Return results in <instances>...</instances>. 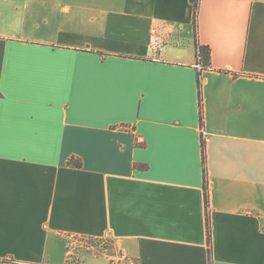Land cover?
I'll list each match as a JSON object with an SVG mask.
<instances>
[{"label":"crops","instance_id":"0c3cea01","mask_svg":"<svg viewBox=\"0 0 264 264\" xmlns=\"http://www.w3.org/2000/svg\"><path fill=\"white\" fill-rule=\"evenodd\" d=\"M111 261L264 264V0H0V264Z\"/></svg>","mask_w":264,"mask_h":264},{"label":"trees","instance_id":"16d2710c","mask_svg":"<svg viewBox=\"0 0 264 264\" xmlns=\"http://www.w3.org/2000/svg\"><path fill=\"white\" fill-rule=\"evenodd\" d=\"M196 10H197V7H196ZM196 19V17H195ZM196 48H197V60L201 61V63L205 66V67H209L210 66V61H211V53H210V49L209 47H205V46H202L200 45L199 43L196 44ZM199 77H200V74H199ZM201 87V81L199 79V88ZM202 109V107H201ZM203 158H204V161L206 159L205 157V142H203ZM69 164L71 165H74L76 167H82V162L80 160H74V159H71L69 161ZM207 231H208V243H209V248H210V251H211V247H212V240H211V223H210V217H209V214L207 213Z\"/></svg>","mask_w":264,"mask_h":264},{"label":"built area","instance_id":"2783aa9c","mask_svg":"<svg viewBox=\"0 0 264 264\" xmlns=\"http://www.w3.org/2000/svg\"><path fill=\"white\" fill-rule=\"evenodd\" d=\"M198 1L199 0H197V2ZM150 47L157 56H160L165 51L166 41L158 29H153L151 31ZM197 69L199 72H202L203 70L207 69V67H205L201 63L200 59L199 61L197 60ZM205 136H206V132L203 131V139H205ZM112 264H116V263L112 262Z\"/></svg>","mask_w":264,"mask_h":264},{"label":"rangeland","instance_id":"374dc122","mask_svg":"<svg viewBox=\"0 0 264 264\" xmlns=\"http://www.w3.org/2000/svg\"><path fill=\"white\" fill-rule=\"evenodd\" d=\"M112 262L114 263L115 261H111V264H112ZM116 263V262H115Z\"/></svg>","mask_w":264,"mask_h":264}]
</instances>
